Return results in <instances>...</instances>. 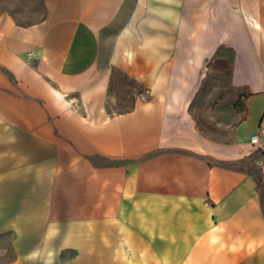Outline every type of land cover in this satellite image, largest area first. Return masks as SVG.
Listing matches in <instances>:
<instances>
[{"label":"crops","instance_id":"crops-1","mask_svg":"<svg viewBox=\"0 0 264 264\" xmlns=\"http://www.w3.org/2000/svg\"><path fill=\"white\" fill-rule=\"evenodd\" d=\"M231 1L0 0V264H264V28Z\"/></svg>","mask_w":264,"mask_h":264},{"label":"rangeland","instance_id":"rangeland-1","mask_svg":"<svg viewBox=\"0 0 264 264\" xmlns=\"http://www.w3.org/2000/svg\"><path fill=\"white\" fill-rule=\"evenodd\" d=\"M239 1L243 4H248V8L250 11H252L257 19L260 21V24L264 28V0H232L231 4H234ZM235 6L234 8H236ZM244 7V6H243ZM119 33L120 31L113 28L107 29L102 32V46H103V52H109L117 51L118 50V42H119ZM126 58H128L126 56ZM118 79V88L115 90L116 92H119V97L124 98L123 102L120 101L118 103V106L122 109H129L132 105V99L130 97L131 92L135 89V83L132 79H129L127 77H124L122 75H119Z\"/></svg>","mask_w":264,"mask_h":264},{"label":"built area","instance_id":"built-area-1","mask_svg":"<svg viewBox=\"0 0 264 264\" xmlns=\"http://www.w3.org/2000/svg\"><path fill=\"white\" fill-rule=\"evenodd\" d=\"M252 146L264 151V124L250 137Z\"/></svg>","mask_w":264,"mask_h":264}]
</instances>
